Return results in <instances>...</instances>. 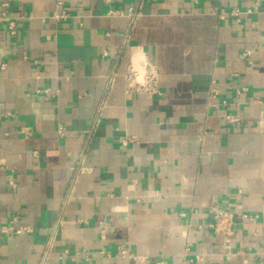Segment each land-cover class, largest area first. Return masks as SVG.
Returning <instances> with one entry per match:
<instances>
[{
	"label": "crops",
	"instance_id": "obj_1",
	"mask_svg": "<svg viewBox=\"0 0 264 264\" xmlns=\"http://www.w3.org/2000/svg\"><path fill=\"white\" fill-rule=\"evenodd\" d=\"M137 48L162 94L126 93ZM263 261L264 0H0V264Z\"/></svg>",
	"mask_w": 264,
	"mask_h": 264
},
{
	"label": "built area",
	"instance_id": "obj_2",
	"mask_svg": "<svg viewBox=\"0 0 264 264\" xmlns=\"http://www.w3.org/2000/svg\"><path fill=\"white\" fill-rule=\"evenodd\" d=\"M63 2L59 1L58 5H62ZM119 12V13H118ZM253 12V9H247L246 11H243L241 9H233V10H223L221 12L222 16H226V15H230L232 17H236L237 21L241 20V17L244 13H251ZM111 14H122V15H127L130 16L131 18L135 19V17L137 16V12L135 11V9L133 7H131L129 9V11L127 13H124L122 11H111ZM70 13L68 10H61V11H54V13L52 14V17L57 19V20H65L67 18L70 17ZM3 18L9 20V29L10 32L12 34L16 33V23L14 19H10L9 17H7V13L6 11L3 12ZM109 35V33H107ZM129 35L127 33L126 35V42L128 41ZM251 51L250 50H246L242 55V59H245L246 57H249L251 55ZM108 55V51L104 50L102 52V56L105 57ZM154 62V61H153ZM156 65V76L151 80L150 84L147 87H132L130 85V80H131V74L129 72V68L127 70V72L125 73V91L126 93H149V94H153V95H160L162 94V89L160 86V72H159V67L157 65L156 62H154ZM117 76V71H112L110 73V75H108V81H109V88L112 86V84L115 81V78ZM246 87L243 88H238L237 92L239 93L240 91H245ZM219 94V90L217 87H212L210 89L209 92V96L211 98V102H210V106L215 107L216 106V102L215 100L217 99V96ZM223 103H226L225 101H223ZM225 121L226 123L229 124H235L238 123L240 121V118L232 115V114H226L225 115ZM60 130L62 131L63 128L60 127ZM203 136V134H202ZM136 142V138L133 135H125L121 138V143L123 146H128L130 144H133ZM11 185L15 186V183L13 181H11ZM212 213H213V221L210 223V228L213 229L216 234L222 236L223 240H224V244L227 248H230V238L232 237V235L235 232V225H236V220H235V214L233 213V211L226 209V208H221L218 206H214L212 207ZM181 215H184L186 213L181 212ZM245 217V215H244ZM13 227H2L1 231L3 233H8L10 230H12ZM16 232L21 233V230L18 229L16 230ZM122 254L123 255H127L128 252L126 249H122ZM264 264V261L263 263Z\"/></svg>",
	"mask_w": 264,
	"mask_h": 264
},
{
	"label": "clouds",
	"instance_id": "obj_3",
	"mask_svg": "<svg viewBox=\"0 0 264 264\" xmlns=\"http://www.w3.org/2000/svg\"><path fill=\"white\" fill-rule=\"evenodd\" d=\"M156 65L142 48L135 49L130 56L129 72L132 87H147L156 76Z\"/></svg>",
	"mask_w": 264,
	"mask_h": 264
}]
</instances>
